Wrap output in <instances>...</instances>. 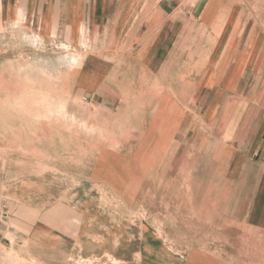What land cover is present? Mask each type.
<instances>
[{
    "label": "crops",
    "instance_id": "obj_1",
    "mask_svg": "<svg viewBox=\"0 0 264 264\" xmlns=\"http://www.w3.org/2000/svg\"><path fill=\"white\" fill-rule=\"evenodd\" d=\"M240 12L231 0H0V50L2 29L20 26L84 71L64 152L48 133L25 174L30 223L0 111L1 262L264 264V32ZM57 181L80 199L73 217L54 212Z\"/></svg>",
    "mask_w": 264,
    "mask_h": 264
},
{
    "label": "rangeland",
    "instance_id": "obj_2",
    "mask_svg": "<svg viewBox=\"0 0 264 264\" xmlns=\"http://www.w3.org/2000/svg\"><path fill=\"white\" fill-rule=\"evenodd\" d=\"M231 6L233 10L241 11L242 17L247 20L249 31L264 32V0H231ZM2 37L6 41L3 43L5 48L0 50V78L7 81L8 96L6 103H0V111H7V118L2 120H7L8 125V157H19L22 161L21 167L25 171L22 182L19 181L18 185V191H22L24 195V203L19 204V207L25 209L21 210L22 214L25 221L30 223L33 221L32 213L26 210V206L32 205L35 199L28 191H34L37 183L32 180L31 174H25L31 171V164L37 158L36 147L39 150L41 148L38 141L46 142L48 133L53 137L51 142L55 143L53 152H64L61 143L63 137L58 135H62L64 131V111L83 106V96L76 85L80 83L79 77L84 71L81 73L79 70L78 56L70 57L63 46L51 43V40L42 41L20 26L17 29H2ZM74 59L77 60L76 63ZM36 134H39L41 139L36 137ZM20 142L23 143V149L20 148ZM57 143H61L58 148ZM66 183L57 181L47 184L55 191L52 199V203L56 205L54 212L66 217H69L70 213L73 217V212L71 214L68 209L80 199L75 195L62 198ZM75 186L72 184V187ZM110 201L105 202L111 204ZM5 211L1 212L2 219L6 217ZM9 217L11 218L8 221H14L11 214ZM0 264L16 263L11 260L0 261Z\"/></svg>",
    "mask_w": 264,
    "mask_h": 264
},
{
    "label": "bare ground",
    "instance_id": "obj_3",
    "mask_svg": "<svg viewBox=\"0 0 264 264\" xmlns=\"http://www.w3.org/2000/svg\"><path fill=\"white\" fill-rule=\"evenodd\" d=\"M76 62H77V60L74 59V63H76Z\"/></svg>",
    "mask_w": 264,
    "mask_h": 264
}]
</instances>
